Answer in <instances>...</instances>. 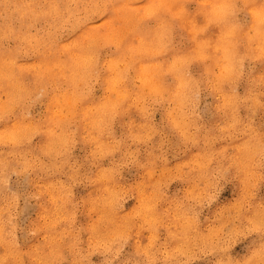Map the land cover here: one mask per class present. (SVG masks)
<instances>
[{"label": "clouds", "instance_id": "obj_1", "mask_svg": "<svg viewBox=\"0 0 264 264\" xmlns=\"http://www.w3.org/2000/svg\"><path fill=\"white\" fill-rule=\"evenodd\" d=\"M0 264H264V0H0Z\"/></svg>", "mask_w": 264, "mask_h": 264}]
</instances>
